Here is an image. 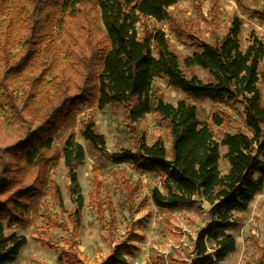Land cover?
I'll return each mask as SVG.
<instances>
[{
	"label": "trees",
	"instance_id": "obj_1",
	"mask_svg": "<svg viewBox=\"0 0 264 264\" xmlns=\"http://www.w3.org/2000/svg\"><path fill=\"white\" fill-rule=\"evenodd\" d=\"M179 1L0 0V101L17 123L10 142L0 144V264L15 262L27 244L25 235L7 228L31 222L55 160L56 132L80 106L95 100L102 109H123L132 125L148 113L165 122L173 139L171 156L162 138L149 144L143 135L135 150L110 152L92 119L82 134L115 163L129 161L161 173L162 187L153 190L160 208L210 204L211 221L198 237L193 263L215 264L236 250L228 233L239 224L235 212L247 210L264 189V36L252 32L243 48L240 27L234 26L181 60L162 29L139 30L144 20L171 18L169 8ZM157 77H167L194 99L240 103L247 131L227 132L220 142L194 103L164 100L155 88ZM222 145L229 162L225 172ZM63 153L72 195L83 205L75 166L86 151L74 133ZM206 237L218 246L214 255ZM124 263L120 251L108 259V264Z\"/></svg>",
	"mask_w": 264,
	"mask_h": 264
},
{
	"label": "rangeland",
	"instance_id": "obj_2",
	"mask_svg": "<svg viewBox=\"0 0 264 264\" xmlns=\"http://www.w3.org/2000/svg\"><path fill=\"white\" fill-rule=\"evenodd\" d=\"M169 13L171 18L164 21L144 20L139 30L143 33L154 26L162 29L181 60L199 49L201 42H215L234 26L240 27L243 48L252 32L264 36V0H180L169 8ZM195 71L203 78L207 75L200 68ZM154 84L167 102L176 104L186 99L194 103L199 117L210 125L220 142L227 132L247 131L240 103L194 99L171 86L167 77H157ZM90 119L95 121V130L105 136L110 152L135 150L143 135L149 144L162 138L171 156V133L155 113H148L132 125L118 106L102 109L97 100L80 106L56 132L55 160L48 167L46 189L35 202L31 222L7 228L27 238L18 259L10 264H108L118 251L124 264H194L195 244L211 221L210 204L202 201L173 210L157 206L153 190L162 187L161 173L140 170L129 161L115 163L95 149L82 134ZM217 119L222 123L217 124ZM16 125L11 109L0 101V144L10 142ZM71 133L86 151L85 160L75 166L83 205L72 195L63 155ZM226 151L222 145L224 172L229 168ZM235 216L239 224L228 233L235 237L237 248L215 264H264V189L247 210L235 212ZM205 241L208 253L214 255L218 246L208 237Z\"/></svg>",
	"mask_w": 264,
	"mask_h": 264
},
{
	"label": "built area",
	"instance_id": "obj_3",
	"mask_svg": "<svg viewBox=\"0 0 264 264\" xmlns=\"http://www.w3.org/2000/svg\"><path fill=\"white\" fill-rule=\"evenodd\" d=\"M167 264H170V263H167Z\"/></svg>",
	"mask_w": 264,
	"mask_h": 264
}]
</instances>
